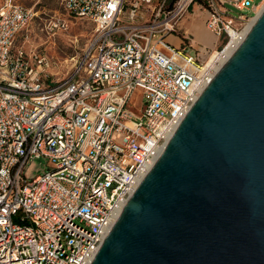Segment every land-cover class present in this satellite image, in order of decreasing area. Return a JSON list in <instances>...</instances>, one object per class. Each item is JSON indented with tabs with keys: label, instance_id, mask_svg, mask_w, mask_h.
Segmentation results:
<instances>
[{
	"label": "built area",
	"instance_id": "built-area-1",
	"mask_svg": "<svg viewBox=\"0 0 264 264\" xmlns=\"http://www.w3.org/2000/svg\"><path fill=\"white\" fill-rule=\"evenodd\" d=\"M60 2L96 26L62 80L49 77L47 55L15 47L34 8L21 0L0 5V264H91L261 7L254 0ZM195 5L220 46L210 56L189 31L179 45L167 39ZM228 5L254 14L234 17ZM65 25L50 20L51 29ZM41 157L51 161L48 171L27 177L28 161Z\"/></svg>",
	"mask_w": 264,
	"mask_h": 264
},
{
	"label": "water",
	"instance_id": "water-1",
	"mask_svg": "<svg viewBox=\"0 0 264 264\" xmlns=\"http://www.w3.org/2000/svg\"><path fill=\"white\" fill-rule=\"evenodd\" d=\"M91 264H264V8Z\"/></svg>",
	"mask_w": 264,
	"mask_h": 264
},
{
	"label": "rangeland",
	"instance_id": "rangeland-1",
	"mask_svg": "<svg viewBox=\"0 0 264 264\" xmlns=\"http://www.w3.org/2000/svg\"><path fill=\"white\" fill-rule=\"evenodd\" d=\"M26 6H32L36 12L32 23L16 40V48L23 47L26 50L38 51L47 55L51 60V67L48 68L49 77L55 80H62L68 74H71L74 61L82 56L85 52L88 44L94 38L96 34V26L93 21L73 17L68 14V12L63 8L60 0H21ZM255 3H259L261 7L264 5V0H254ZM3 0H0V5ZM260 7V9H261ZM231 10L230 14L234 17L239 18L242 13L253 15L252 10L249 11H239L228 5ZM194 13V18H198L203 15V26H205V34H208L210 40L212 36H215L206 26L205 19L206 15L203 9H199L198 6H194L193 10L190 11ZM190 13H188L189 15ZM66 20V25L63 27H58L51 29L50 20L57 19ZM194 18H190L187 15L181 20L180 24L177 26L178 32L168 36V41L174 45H179L181 36L186 32L191 31V23L196 22ZM199 19V18H198ZM198 22V21H197ZM197 24H195L196 27ZM188 29V30H187ZM193 34V33H192ZM195 42V47L201 46V42H198L193 34ZM160 35L154 38L156 41ZM179 42V43H178ZM217 38L213 41L211 46H208L207 55H212L215 53L216 49L220 48L217 45ZM196 47V48H197ZM215 55V54H214ZM139 92L136 93L137 98L141 96ZM139 115L138 113H136ZM51 161L48 158H32L28 161L24 168V174L27 177H32L37 174H43L50 168Z\"/></svg>",
	"mask_w": 264,
	"mask_h": 264
},
{
	"label": "crops",
	"instance_id": "crops-1",
	"mask_svg": "<svg viewBox=\"0 0 264 264\" xmlns=\"http://www.w3.org/2000/svg\"><path fill=\"white\" fill-rule=\"evenodd\" d=\"M193 14L194 13H190L187 16L193 19L195 17V16H193ZM198 18H194V20H196V22L191 23V25H190V27L192 28L191 31H192L193 34H195V38H196V35L199 34L198 42H201L203 45H206V46H211L213 44V41L216 39V36H212V40L206 39L204 37V35L207 36V37H209V36H208V34H205L203 32V31H206L205 26H203V24H202L203 23V21H202L203 20V15L201 14V16L198 17ZM195 24H197L196 27H195Z\"/></svg>",
	"mask_w": 264,
	"mask_h": 264
},
{
	"label": "bare ground",
	"instance_id": "bare-ground-1",
	"mask_svg": "<svg viewBox=\"0 0 264 264\" xmlns=\"http://www.w3.org/2000/svg\"><path fill=\"white\" fill-rule=\"evenodd\" d=\"M263 8H264V5H263V7H261V9H259V11H258V15L262 12ZM258 15H257L256 17L252 18V20H251V22H250V24H249V27H251V26L254 24L255 20H256L257 17H258ZM249 27H248V28H249ZM198 36H199V34L196 35V40H197V41L199 40V37H198ZM204 37H205L206 39L210 40L209 37H207V36H205V35H204ZM230 51H231V50H230ZM214 57H215V55L212 56V60L214 59Z\"/></svg>",
	"mask_w": 264,
	"mask_h": 264
}]
</instances>
